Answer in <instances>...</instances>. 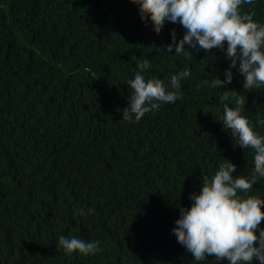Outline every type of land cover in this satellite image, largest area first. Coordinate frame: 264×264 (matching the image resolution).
Segmentation results:
<instances>
[{
    "label": "trees",
    "instance_id": "trees-1",
    "mask_svg": "<svg viewBox=\"0 0 264 264\" xmlns=\"http://www.w3.org/2000/svg\"><path fill=\"white\" fill-rule=\"evenodd\" d=\"M249 10L264 23V0ZM173 29L182 39L179 24L145 26L130 0H0V264H193L172 230L200 177L225 158L234 176L254 170V153L216 120L218 96L236 90L264 135V88L245 90L238 66L230 85H202L226 79L230 61L219 49L167 52ZM144 59L146 79L191 76L183 100L129 123L118 109ZM250 194L264 198V178ZM61 235L103 252L69 255Z\"/></svg>",
    "mask_w": 264,
    "mask_h": 264
},
{
    "label": "clouds",
    "instance_id": "clouds-1",
    "mask_svg": "<svg viewBox=\"0 0 264 264\" xmlns=\"http://www.w3.org/2000/svg\"><path fill=\"white\" fill-rule=\"evenodd\" d=\"M139 8L141 20L147 26L151 21L155 33L160 34L166 22L179 24L185 29L177 41L176 30L171 32L172 42L165 46L169 53L188 56L190 49L223 50L230 66L225 70L226 79L216 76L210 84L213 89H222L233 81L232 69L237 68L243 76L247 91L264 88V23L254 19L253 10L245 6L255 5L257 0H130ZM139 71L129 79L128 106L122 111V120L139 122L146 114L158 110L161 104H175L183 100L182 81L191 76L187 68L170 77V83L161 79H146L142 74L151 67L144 59L138 62ZM199 87V86H198ZM236 90H225L219 95L223 105L222 122L225 130H231L234 143L254 153V170L250 176H234L237 165L228 159L219 163L212 176L203 173L202 189L189 197L190 208L181 207L180 217L172 232L177 242L186 248L187 255L194 258L193 264L204 262L214 256L217 264H264V198L251 195L254 185L264 178V135L254 128L242 112L244 100ZM240 93V92H239ZM234 102L230 106L229 101ZM257 123L264 125V120ZM81 215H86L80 209ZM59 246L69 255L82 256L102 253L99 240H89L64 235L59 236Z\"/></svg>",
    "mask_w": 264,
    "mask_h": 264
}]
</instances>
